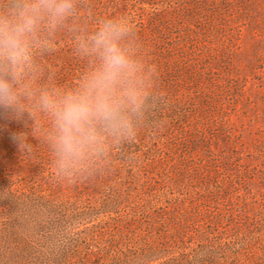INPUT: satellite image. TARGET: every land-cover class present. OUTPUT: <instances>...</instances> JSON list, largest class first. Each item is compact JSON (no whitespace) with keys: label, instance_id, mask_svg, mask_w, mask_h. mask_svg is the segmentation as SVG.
I'll return each mask as SVG.
<instances>
[{"label":"rangeland","instance_id":"374dc122","mask_svg":"<svg viewBox=\"0 0 264 264\" xmlns=\"http://www.w3.org/2000/svg\"><path fill=\"white\" fill-rule=\"evenodd\" d=\"M72 4L13 84L23 114L0 109V264H264V0ZM110 18L141 67L137 134L57 178L39 99L78 85Z\"/></svg>","mask_w":264,"mask_h":264},{"label":"clouds","instance_id":"9594fccd","mask_svg":"<svg viewBox=\"0 0 264 264\" xmlns=\"http://www.w3.org/2000/svg\"><path fill=\"white\" fill-rule=\"evenodd\" d=\"M73 10L72 0H2L0 2V109L23 114L22 93L13 87L30 61L41 27L53 28ZM130 31L122 18L99 23L87 38L94 63L75 88L45 92L40 107L48 114L52 171L57 178L91 174L111 149L132 141L146 96L141 67L121 43ZM19 145L23 137H16Z\"/></svg>","mask_w":264,"mask_h":264}]
</instances>
